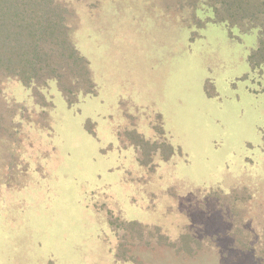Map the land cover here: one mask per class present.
Masks as SVG:
<instances>
[{"label": "rangeland", "instance_id": "374dc122", "mask_svg": "<svg viewBox=\"0 0 264 264\" xmlns=\"http://www.w3.org/2000/svg\"><path fill=\"white\" fill-rule=\"evenodd\" d=\"M58 2L94 87L0 82V264H264L260 28Z\"/></svg>", "mask_w": 264, "mask_h": 264}, {"label": "trees", "instance_id": "16d2710c", "mask_svg": "<svg viewBox=\"0 0 264 264\" xmlns=\"http://www.w3.org/2000/svg\"><path fill=\"white\" fill-rule=\"evenodd\" d=\"M186 4L211 11L208 21L260 28V44L250 59L254 65L264 64V0H181V6ZM67 13L58 0H0V82L14 78L24 85L43 86L57 81L69 102L74 88L93 91L87 62L71 38Z\"/></svg>", "mask_w": 264, "mask_h": 264}]
</instances>
